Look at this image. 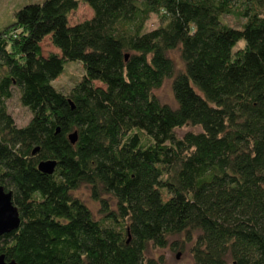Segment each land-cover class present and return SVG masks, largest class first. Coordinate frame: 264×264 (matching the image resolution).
Listing matches in <instances>:
<instances>
[{
    "label": "trees",
    "instance_id": "1",
    "mask_svg": "<svg viewBox=\"0 0 264 264\" xmlns=\"http://www.w3.org/2000/svg\"><path fill=\"white\" fill-rule=\"evenodd\" d=\"M80 2L92 15L69 23ZM70 61L82 71L64 91ZM165 79L174 106L155 94ZM0 185L19 217L0 254L16 264H164L149 248L186 244L192 264H264V0L17 8L0 27Z\"/></svg>",
    "mask_w": 264,
    "mask_h": 264
},
{
    "label": "rangeland",
    "instance_id": "2",
    "mask_svg": "<svg viewBox=\"0 0 264 264\" xmlns=\"http://www.w3.org/2000/svg\"><path fill=\"white\" fill-rule=\"evenodd\" d=\"M40 0H0V27L5 25L7 22L13 19L14 11L25 3L37 2ZM92 15V10L90 7L84 3H79L78 7L69 13V23H75L83 19H87ZM224 21L228 24L238 26L239 20L233 16H224ZM157 23L155 16H151L147 21L146 25L148 28L154 26ZM42 53L44 55L50 52H57L49 37L46 36L42 39L40 43ZM169 55L174 60L177 66L181 65V59L178 54V50L173 49L169 52ZM81 68L78 63L73 61L67 62L64 66L62 73L53 81L54 85L61 90H67L69 86L72 85L74 80L79 78L81 74ZM155 94L157 95L160 102L167 103L171 106L175 105V101L172 95L170 79H165L161 86L155 89ZM6 106L8 112L14 119L17 125H23L27 122L30 117V112L28 108L23 106L18 100V95L16 91L13 90L12 97L6 101ZM76 196L80 197L81 200L92 210L93 214L98 217V204L94 201L89 194V189L81 185L79 188L73 191ZM148 254L151 256L162 255L164 258V264H192V258L188 251V244L179 249H172L171 246H167L162 249L149 248ZM178 255V256H176Z\"/></svg>",
    "mask_w": 264,
    "mask_h": 264
},
{
    "label": "water",
    "instance_id": "3",
    "mask_svg": "<svg viewBox=\"0 0 264 264\" xmlns=\"http://www.w3.org/2000/svg\"><path fill=\"white\" fill-rule=\"evenodd\" d=\"M71 142L76 139L75 132L68 135ZM36 149L33 150V152ZM54 161L45 160L37 164V168L45 173H51L54 166ZM19 217L16 207L11 202V191H6L0 185V235L15 229L18 226ZM178 256V255H176ZM0 264H16L14 260L6 261L4 256L0 254Z\"/></svg>",
    "mask_w": 264,
    "mask_h": 264
}]
</instances>
